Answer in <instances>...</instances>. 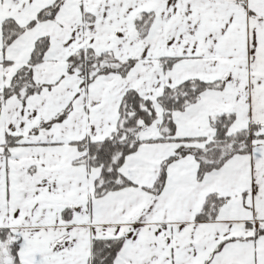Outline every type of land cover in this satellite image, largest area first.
Listing matches in <instances>:
<instances>
[{"label":"snow or ice","instance_id":"1","mask_svg":"<svg viewBox=\"0 0 264 264\" xmlns=\"http://www.w3.org/2000/svg\"><path fill=\"white\" fill-rule=\"evenodd\" d=\"M0 264H264V0H0Z\"/></svg>","mask_w":264,"mask_h":264}]
</instances>
